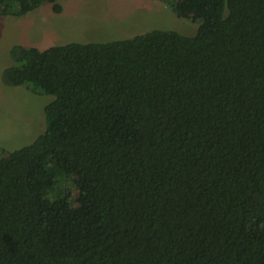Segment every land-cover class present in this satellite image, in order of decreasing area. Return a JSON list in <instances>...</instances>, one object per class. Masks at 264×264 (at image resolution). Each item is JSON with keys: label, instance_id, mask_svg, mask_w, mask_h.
<instances>
[{"label": "trees", "instance_id": "trees-1", "mask_svg": "<svg viewBox=\"0 0 264 264\" xmlns=\"http://www.w3.org/2000/svg\"><path fill=\"white\" fill-rule=\"evenodd\" d=\"M158 1L195 34L11 48L4 81L54 101L0 147V264H264V0Z\"/></svg>", "mask_w": 264, "mask_h": 264}, {"label": "rangeland", "instance_id": "rangeland-1", "mask_svg": "<svg viewBox=\"0 0 264 264\" xmlns=\"http://www.w3.org/2000/svg\"><path fill=\"white\" fill-rule=\"evenodd\" d=\"M58 4L62 13L55 14L52 5L44 4L6 23L10 34L0 33V147L8 152L28 146L44 134V109L54 101L52 96H35L25 87H12L4 81V71L14 65L10 57L14 45L44 51L72 43L125 40L152 30L193 36L198 27L158 0H59ZM66 188L76 200L77 187L67 183Z\"/></svg>", "mask_w": 264, "mask_h": 264}, {"label": "crops", "instance_id": "crops-1", "mask_svg": "<svg viewBox=\"0 0 264 264\" xmlns=\"http://www.w3.org/2000/svg\"><path fill=\"white\" fill-rule=\"evenodd\" d=\"M9 22L10 20L8 18H6L5 16H0V33L10 34L6 31L8 28L5 27V24Z\"/></svg>", "mask_w": 264, "mask_h": 264}]
</instances>
